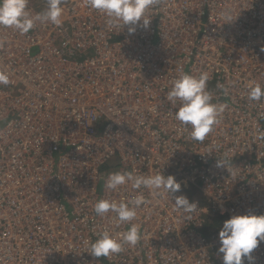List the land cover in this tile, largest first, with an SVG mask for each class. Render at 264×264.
I'll return each instance as SVG.
<instances>
[{
  "label": "built area",
  "instance_id": "1",
  "mask_svg": "<svg viewBox=\"0 0 264 264\" xmlns=\"http://www.w3.org/2000/svg\"><path fill=\"white\" fill-rule=\"evenodd\" d=\"M62 7L61 26L37 22L23 35L0 26L11 81L0 85V264H223L224 221L264 215V98H248L264 86V0H158L132 35L88 0ZM27 10L44 11L30 0ZM202 72L226 108L199 142L166 97L182 73ZM115 171H162L181 189L172 201L130 183L113 191ZM191 188L201 196L190 200ZM138 193L150 203L128 224L94 211ZM180 195L197 204L191 219L174 209ZM131 223L142 234L134 247L90 254L98 233ZM252 256L264 264V242Z\"/></svg>",
  "mask_w": 264,
  "mask_h": 264
},
{
  "label": "clouds",
  "instance_id": "2",
  "mask_svg": "<svg viewBox=\"0 0 264 264\" xmlns=\"http://www.w3.org/2000/svg\"><path fill=\"white\" fill-rule=\"evenodd\" d=\"M28 2L29 0H0V26L14 28L23 35L37 22L62 25L63 0H46V9L35 15L27 10ZM88 3L92 9L107 17L108 26L123 28L130 25L128 33L132 35L141 21L143 27L148 28L151 20L146 18V13L158 3V0H88ZM5 43L6 41L0 39V48ZM209 79L207 72H202L199 76L182 73L172 82L166 97L177 107L174 113L175 120L184 128H191L190 135L194 141L203 142L215 131L226 108L225 104L213 102L215 91L208 87ZM10 82L9 73L0 69V85H8ZM216 88L227 94V89L223 85L217 83ZM248 98L260 101L264 98V86L256 83L249 89ZM220 165H227V161L219 160L218 166ZM129 183L133 189H148L151 195L170 199L181 189V184L173 175L165 176L162 171L149 175H137L134 171H115L108 174L105 187L115 191ZM149 203L143 194L138 193L134 198L127 200L100 199L95 203L94 211L101 217L109 212L115 213L119 226L134 221L138 214L137 210ZM173 206L175 210L189 214L186 216L187 219H191L190 214L197 209V204L190 203L184 195L176 196ZM141 238L140 225L136 223H131L129 229L123 233L114 234L111 229L105 228L91 243L90 254L97 258H106L122 252L125 245L134 247ZM219 240L223 264H245V260L251 264L255 259L252 256L253 251L264 242V215L248 212L231 216L224 221L219 231Z\"/></svg>",
  "mask_w": 264,
  "mask_h": 264
},
{
  "label": "rangeland",
  "instance_id": "3",
  "mask_svg": "<svg viewBox=\"0 0 264 264\" xmlns=\"http://www.w3.org/2000/svg\"><path fill=\"white\" fill-rule=\"evenodd\" d=\"M39 10H45L47 7L46 0H30ZM66 0H63L65 2ZM187 197L192 199H197L201 196V193L196 188H191L186 190Z\"/></svg>",
  "mask_w": 264,
  "mask_h": 264
}]
</instances>
